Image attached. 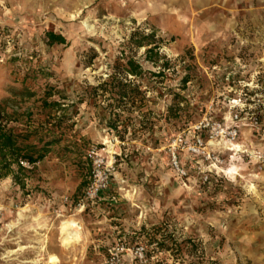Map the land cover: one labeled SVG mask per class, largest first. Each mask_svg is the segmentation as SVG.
Instances as JSON below:
<instances>
[{
	"label": "rangeland",
	"instance_id": "374dc122",
	"mask_svg": "<svg viewBox=\"0 0 264 264\" xmlns=\"http://www.w3.org/2000/svg\"><path fill=\"white\" fill-rule=\"evenodd\" d=\"M137 29L157 31L173 67L148 93L152 132L122 140L100 123L87 93ZM49 31L68 45L49 46ZM137 57L160 71L144 49ZM50 88L49 102L61 103L51 113L42 106ZM175 95L185 101L178 118L166 119ZM65 113L74 128L61 146L0 179V264H102L119 235L146 244L148 264H262L238 243L264 221V0H0V125L47 137ZM204 119L238 129L234 148L222 151L230 174L208 184L194 170L180 179L169 151ZM236 146L242 151L231 152ZM93 148L113 164L95 203L84 200ZM67 221L81 229L71 245Z\"/></svg>",
	"mask_w": 264,
	"mask_h": 264
},
{
	"label": "trees",
	"instance_id": "16d2710c",
	"mask_svg": "<svg viewBox=\"0 0 264 264\" xmlns=\"http://www.w3.org/2000/svg\"><path fill=\"white\" fill-rule=\"evenodd\" d=\"M46 39L49 46L68 45L66 37L53 31L46 33ZM164 46L165 40L158 36L155 29L149 33L144 29H137L122 45L107 79L97 86L88 88V99L93 102L96 109L102 112L100 123L109 131L115 132L122 140H125L129 132H132V137L138 138L151 133L154 129L153 114L148 107L151 103H156L149 99L148 93L158 89V84L161 83L158 80L165 78L166 71L173 67L171 60L162 52ZM142 49L145 50V61L155 68L159 67V72H150L145 69L137 57ZM93 53L95 57L92 56L86 62L87 66H91L98 56L95 51ZM188 54L194 61V53L189 50ZM192 81L193 77L188 73L181 81L182 88H187ZM23 92L28 96H34L26 89ZM53 92L54 89L50 88L42 102L43 108L49 113L61 108L60 102H49ZM82 100L84 101L85 98ZM184 101L179 95H175L174 103L168 107L166 119L178 118L180 109L175 110V106L180 108ZM144 109H147V113ZM71 120L72 117L66 113L63 114L54 125V129L47 131V137L30 132L15 133L12 128L0 125V179L12 174L14 164L22 170V162L30 166L42 162L55 147L61 146L69 132L73 130L74 124L68 125ZM63 148L69 150L68 147ZM130 240L132 243L139 242V239L134 237Z\"/></svg>",
	"mask_w": 264,
	"mask_h": 264
},
{
	"label": "built area",
	"instance_id": "2783aa9c",
	"mask_svg": "<svg viewBox=\"0 0 264 264\" xmlns=\"http://www.w3.org/2000/svg\"><path fill=\"white\" fill-rule=\"evenodd\" d=\"M238 119V116L235 117ZM188 132V133H187ZM238 137V129L204 119L189 130L178 134L170 145V165L180 179H188L194 170L204 184L214 177L229 173L223 169V149L229 151ZM94 170L84 200L95 203L109 188L111 169L99 155L97 148L89 154ZM191 165V167H190ZM148 264V247L142 242L132 243L127 236H118L107 246L102 264Z\"/></svg>",
	"mask_w": 264,
	"mask_h": 264
},
{
	"label": "crops",
	"instance_id": "0c3cea01",
	"mask_svg": "<svg viewBox=\"0 0 264 264\" xmlns=\"http://www.w3.org/2000/svg\"><path fill=\"white\" fill-rule=\"evenodd\" d=\"M258 226L259 228L255 230L252 229L251 234L249 232H243L242 237L244 238H242L243 240H241L238 245L244 256L256 257L258 258V262L264 264V221L260 220Z\"/></svg>",
	"mask_w": 264,
	"mask_h": 264
},
{
	"label": "bare ground",
	"instance_id": "6f19581e",
	"mask_svg": "<svg viewBox=\"0 0 264 264\" xmlns=\"http://www.w3.org/2000/svg\"><path fill=\"white\" fill-rule=\"evenodd\" d=\"M234 148V146H233ZM236 149H231L232 151L231 152H234V151H242L240 148V146H236L235 147ZM230 151V149H229ZM228 174H230V169L228 170ZM231 172H233V169H231ZM75 228H79L78 224L73 222V221H67V222H64L63 223V226H62V232L67 234V236L64 237V243L65 245H71L73 244L75 241L79 240V233L78 231H75L74 229ZM81 230V229H80ZM78 243V242H77ZM58 261V259H54V264Z\"/></svg>",
	"mask_w": 264,
	"mask_h": 264
}]
</instances>
